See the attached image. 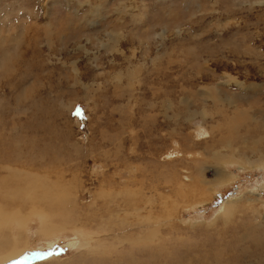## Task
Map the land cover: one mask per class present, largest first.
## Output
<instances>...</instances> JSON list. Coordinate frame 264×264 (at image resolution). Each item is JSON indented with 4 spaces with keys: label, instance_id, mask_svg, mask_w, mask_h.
I'll list each match as a JSON object with an SVG mask.
<instances>
[{
    "label": "rangeland",
    "instance_id": "374dc122",
    "mask_svg": "<svg viewBox=\"0 0 264 264\" xmlns=\"http://www.w3.org/2000/svg\"><path fill=\"white\" fill-rule=\"evenodd\" d=\"M260 152L264 0H0L18 264H264Z\"/></svg>",
    "mask_w": 264,
    "mask_h": 264
},
{
    "label": "bare ground",
    "instance_id": "6f19581e",
    "mask_svg": "<svg viewBox=\"0 0 264 264\" xmlns=\"http://www.w3.org/2000/svg\"><path fill=\"white\" fill-rule=\"evenodd\" d=\"M260 153H263V152H260ZM262 165H264V163H262ZM18 187L20 189L22 186L21 187L18 186ZM21 192L23 193L24 197H26L28 200L32 202L33 204L32 209L34 210L35 206H37V201H36L37 199L35 198L36 187L32 184H27L26 188L19 191V193ZM4 205L6 208L14 207V205L10 203L9 204L5 203ZM232 206L233 204L231 200L226 202V205H225L226 209L230 210ZM37 212L41 220V231L45 233L54 232L55 229L52 228L50 225V218L45 213H42L41 211L40 212L37 211ZM14 222L16 223L18 229L26 228V225H25L26 218L19 210L8 212L5 209H3V207L0 205V230H1V226L10 227ZM77 228L78 226L74 224V229H77ZM10 237H12L11 244L7 242L8 241L7 238L3 239V241L0 242V252H2L1 253L2 255H5L4 257L0 258V264H18L26 260L30 255V251L28 247L26 246L25 242H22L20 240V235L13 233L11 234Z\"/></svg>",
    "mask_w": 264,
    "mask_h": 264
}]
</instances>
